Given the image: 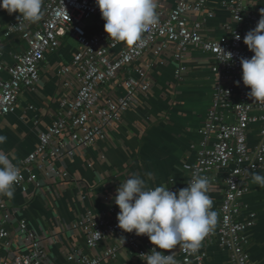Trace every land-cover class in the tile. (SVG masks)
I'll return each mask as SVG.
<instances>
[{"label":"built area","instance_id":"2783aa9c","mask_svg":"<svg viewBox=\"0 0 264 264\" xmlns=\"http://www.w3.org/2000/svg\"><path fill=\"white\" fill-rule=\"evenodd\" d=\"M172 7L156 9L158 24L150 26L142 34L141 40L133 47L108 39L104 29L89 36L85 21L99 16L100 10L95 0H43L42 16L38 22L30 23L13 15L0 33L2 38L18 36L26 47L13 54V62L0 61V121L12 113L18 104V96L23 88H34L40 79V65L46 52L59 48L63 40L72 39L76 46L71 61L63 64L64 75L75 77L76 91L71 97L59 100L55 119L44 132L38 135V144L33 151L16 164L21 170V178L15 184L23 192L28 183H36L33 168H42L44 160H58L70 143L74 147L87 148L103 140L107 130L129 107L137 102L139 93L146 94L150 88L149 68L134 65V75L129 67L144 55L154 59L166 50H171L174 59V76L182 79L185 72L183 59L188 50L198 49L205 53L214 77L211 105L198 129L201 136L194 162L190 168L187 184L198 171L206 176L209 188L220 181L223 196L218 210L217 224L205 238L209 244L215 239L220 248L228 253L225 264H251L248 245V230L254 224L255 215L248 213L239 218V199L248 191L251 173L264 166V102H258L248 95L250 88L241 80L240 57L251 58L253 53L243 43L247 31L255 28L259 17L250 0H222L221 6L228 12L222 24L224 35L208 39L201 34L207 17L212 11L206 7V0H171ZM6 12L0 9V14ZM239 34L240 39L235 38ZM225 52L232 53L227 59ZM122 89L123 94H116ZM257 125V142L248 145V134ZM66 154H73L72 150ZM103 157V156H101ZM53 175L68 179L65 169L52 167ZM44 172H48L44 169ZM223 172V175H219ZM171 181V180H170ZM169 190L173 186L166 184ZM110 198V210L95 213L87 209L70 228L85 237L86 246L93 250L102 240L114 238L124 232V242L117 239L96 257L78 256L74 264H115L121 249L136 257L148 253L154 245L146 235L125 232L118 227L119 208L114 203L116 189ZM155 186H152L154 188ZM84 198V196H82ZM6 207V200L0 196V209ZM96 231L102 238L96 240ZM16 233L28 239L29 249L25 253L0 259V264H43L45 249L39 239L20 220ZM9 236L0 226V245L6 244ZM165 255L171 250H161ZM177 264H206V256L198 250L190 253L177 245Z\"/></svg>","mask_w":264,"mask_h":264},{"label":"crops","instance_id":"0c3cea01","mask_svg":"<svg viewBox=\"0 0 264 264\" xmlns=\"http://www.w3.org/2000/svg\"><path fill=\"white\" fill-rule=\"evenodd\" d=\"M250 2L260 19L264 15V0ZM221 3L222 0H206V7L212 15L206 18L201 34L208 39L224 35L222 24L228 12ZM173 5L171 0H158L157 9ZM15 14L18 13L9 14L6 11L0 14V33ZM92 18L93 23L85 24L89 36L102 30L104 25L101 17ZM75 46L72 39H65L58 49L46 52L40 65L38 83L34 88H23L15 110L1 119L0 135L7 139L0 144V149L9 155L15 165L35 149L39 133L44 132L57 115L59 100L75 94V77L71 73L64 75L61 71L62 65L71 61ZM25 47L26 44L18 36L2 38L0 61L11 64L13 54L22 52ZM182 62L185 72L182 79L177 80L171 50L164 51L158 59L144 55L129 67V73L135 76L134 65L148 66L149 91L139 93L137 102L108 128L103 140L87 148H77L68 143L60 159L46 158L42 168L32 169L38 185L28 183L24 192L14 185L11 199L1 196L6 200V207L0 209V226H4L9 236L6 244L0 245V259L25 253L29 249L28 239L16 233L20 220L25 221L27 230L44 247L43 264H74L80 255L96 257L125 233L102 240L97 248L90 250L85 237L73 231L70 225L87 209L95 213L110 210L114 187L132 174L145 179L149 187L170 184L176 191L187 186L189 171L201 140L197 131L211 105L214 77L208 56L198 49L190 48ZM116 94L122 95L123 90L117 89ZM193 98L202 100L198 110L173 108L176 104L185 106ZM163 102L169 105L165 107ZM167 118V123L160 122ZM257 127L253 125L248 134L249 146L257 142ZM158 138L162 143L156 147L154 140ZM155 147L158 150L163 148V156L157 159L150 150ZM69 150L73 154H66ZM175 150L178 154L173 157ZM185 164L190 167L186 169ZM53 166L65 169L68 179L53 175L50 171ZM253 173L264 175V166ZM253 173L249 178L248 191L238 201L239 218L245 219L248 213L255 215L254 224L248 230L250 242L247 249L251 264H264V187L253 182ZM223 188L220 181L209 188L212 210H218ZM199 250L206 256V264H225L227 261V251L220 248L215 239L211 244L203 240ZM114 263L146 264L124 249L118 252ZM102 264L109 263L103 261Z\"/></svg>","mask_w":264,"mask_h":264},{"label":"clouds","instance_id":"9594fccd","mask_svg":"<svg viewBox=\"0 0 264 264\" xmlns=\"http://www.w3.org/2000/svg\"><path fill=\"white\" fill-rule=\"evenodd\" d=\"M104 20L103 29L108 39L133 47L150 26L158 24L156 11L158 0H95ZM43 0H0V9L30 23L38 22L42 16ZM237 40L239 34H235ZM243 43L253 53L251 58L240 57L241 80L250 88L248 95L264 102V15L255 28L246 32ZM227 62L231 52H225ZM0 135V144L6 141ZM187 169L190 166L185 164ZM151 177V173L147 174ZM186 187L172 191L168 186L149 187L145 179L132 174L119 184L114 203L118 206V227L125 232L146 235L153 247L141 254L146 264H177L175 252L165 255L161 250H172L177 245L196 253L204 238L214 230L218 213L212 210L213 200L208 195L210 181L198 171ZM21 178V170L0 149V196L11 199L14 185ZM254 183L264 187V175L253 173ZM96 240L102 234L96 231ZM122 244L124 238H121ZM127 259V258H126Z\"/></svg>","mask_w":264,"mask_h":264},{"label":"rangeland","instance_id":"374dc122","mask_svg":"<svg viewBox=\"0 0 264 264\" xmlns=\"http://www.w3.org/2000/svg\"><path fill=\"white\" fill-rule=\"evenodd\" d=\"M92 20H93V18H90V19L86 20L84 23L85 24L93 23ZM201 102H202L201 99H199V98H193V99L188 100L187 103L185 104V106H181V105L176 104L175 107H173V108L175 110L180 109V110H186V111H191L192 109L198 110L199 109V105L201 104ZM163 105H165V107H166L169 104H166V103L163 102ZM167 121H168V118L167 119H163L160 122L163 124V123H167ZM154 141H155V143L157 145L156 147H159V145H161V143H162L161 138L155 139ZM156 147H155V149L151 148L150 150H151V155L152 156L154 155L156 157V159H157L158 157L163 156V148L162 149L160 148V150H158ZM177 150H175L173 152V157H176L177 156V154H178V151Z\"/></svg>","mask_w":264,"mask_h":264}]
</instances>
